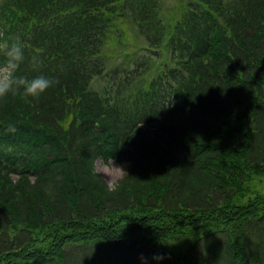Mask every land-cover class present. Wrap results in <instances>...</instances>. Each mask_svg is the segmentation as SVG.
I'll return each instance as SVG.
<instances>
[{
    "label": "trees",
    "instance_id": "trees-1",
    "mask_svg": "<svg viewBox=\"0 0 264 264\" xmlns=\"http://www.w3.org/2000/svg\"><path fill=\"white\" fill-rule=\"evenodd\" d=\"M179 2L0 0L18 74L57 81L0 98V264H264V194L238 196L264 171V0ZM125 18L169 59L97 87ZM99 158L130 164L114 187Z\"/></svg>",
    "mask_w": 264,
    "mask_h": 264
},
{
    "label": "rangeland",
    "instance_id": "rangeland-1",
    "mask_svg": "<svg viewBox=\"0 0 264 264\" xmlns=\"http://www.w3.org/2000/svg\"><path fill=\"white\" fill-rule=\"evenodd\" d=\"M179 6V0H162V7L164 10L163 13H166L167 17L169 15L177 16L180 10ZM120 22L123 23L122 26H125V32H115L113 36L109 37L110 39L105 47V53L109 56V62H111L109 67L110 75L96 80L95 85L97 87H102L103 85H112L114 82V77H125L128 72L136 66L137 62L142 60H147L148 63L152 65L151 71L147 74L148 77H152L159 71L157 68L158 64L162 65L164 60L169 59L168 53L163 49L162 51L157 49L155 50L158 57L153 55L154 52L146 49L147 43L144 37L139 34L138 28L132 19H120L119 23ZM156 59H158L157 62L152 61H155ZM127 68H129L128 71H124ZM125 83L126 82H124V84ZM121 165H123L124 170L127 172L130 167L129 163L119 164L113 160L104 162L100 158L95 162L96 170L98 171L99 175L110 185V187H114L115 184L126 173L119 168ZM242 184L243 191L238 192V196L241 197L240 201L247 202L248 200H254L258 195L264 194V171L261 173H249V176H247ZM194 239L195 238L190 237L180 241H169L166 243L163 242L159 246L163 249H172L173 251H178L190 246ZM155 241L156 239L154 240V243Z\"/></svg>",
    "mask_w": 264,
    "mask_h": 264
},
{
    "label": "clouds",
    "instance_id": "clouds-1",
    "mask_svg": "<svg viewBox=\"0 0 264 264\" xmlns=\"http://www.w3.org/2000/svg\"><path fill=\"white\" fill-rule=\"evenodd\" d=\"M23 48V44L19 42L0 43V56L4 58L0 62V98H5L20 90H23L27 96L38 98L57 83L54 78L45 75L28 78L18 74V69L25 59ZM33 62L39 63V60L34 57ZM119 168L126 172L123 165ZM162 258L160 256L154 257L157 260ZM141 260L145 261L146 264L145 257L142 256Z\"/></svg>",
    "mask_w": 264,
    "mask_h": 264
}]
</instances>
